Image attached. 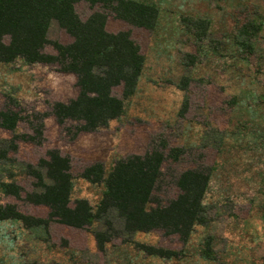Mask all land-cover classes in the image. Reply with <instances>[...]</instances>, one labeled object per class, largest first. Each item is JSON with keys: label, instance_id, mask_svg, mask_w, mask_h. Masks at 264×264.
<instances>
[{"label": "rangeland", "instance_id": "obj_1", "mask_svg": "<svg viewBox=\"0 0 264 264\" xmlns=\"http://www.w3.org/2000/svg\"><path fill=\"white\" fill-rule=\"evenodd\" d=\"M137 1L158 9L152 30L132 27L84 1L75 5L82 20L104 12L106 31L129 32L144 57L123 115L105 129L72 139L66 130L73 123L60 126L49 116L41 144L15 140L13 151L14 135H33L28 116L49 113L53 103L75 98L78 90L75 76L55 65L22 59L0 63V112L9 109L22 117L13 132L0 128V147L6 153L0 155V180L21 189L19 198L0 192V207L13 205L25 216L47 219L46 207L25 200L37 190L27 167L38 169L46 152L56 149L70 159L71 201L86 200L95 211L104 187L82 179L83 169L101 163L107 174L117 160L144 155L151 140L161 137L168 148L184 153L162 165L150 206L175 199L177 176L202 166L210 169L204 198L207 225L194 226L182 243L162 231L127 235L115 214L85 229L57 222L47 230L26 229L19 221H0V264H264V0ZM198 20L208 23L202 40L191 25ZM47 38L62 45L72 42L55 22ZM44 52L54 54L51 45ZM112 94L120 98L121 88ZM184 104L187 109L180 116ZM97 233L109 238L103 252L96 246ZM133 243L179 257L147 256ZM206 249L209 258L203 254Z\"/></svg>", "mask_w": 264, "mask_h": 264}, {"label": "trees", "instance_id": "obj_2", "mask_svg": "<svg viewBox=\"0 0 264 264\" xmlns=\"http://www.w3.org/2000/svg\"><path fill=\"white\" fill-rule=\"evenodd\" d=\"M81 1L90 7L99 6L135 28L152 30L156 25L158 9L137 0H0V63L22 59L27 64L55 65L60 72L75 76L78 90L75 98L53 103L49 113L33 112L28 116L26 120L33 135H14L9 146L13 151L16 150L15 140L41 144L44 123L49 116L60 126L73 123L66 130L72 139L105 129L123 115L125 101L136 90L144 65L139 45L129 32H107L104 12H94L82 20L75 10V5ZM52 22L72 38L70 44L48 40ZM191 23L202 40L208 23L202 20ZM47 45L52 46L53 55L44 52ZM115 88H121L120 98L112 94ZM178 88L185 90L183 86ZM186 109L184 104L179 115ZM21 120L18 112L9 109L0 112L1 129L13 132ZM183 153V149L168 148L158 137L151 140V149L144 155H129L117 160L107 174L101 163L85 167L81 178L104 187L94 211L86 200L71 201L73 184L69 157L56 149L48 150L46 157L38 162V169L27 167L37 190L25 195L29 204L48 209L47 219L25 216L15 206L6 205L0 207V221H19L26 229L47 230L50 222L85 229L95 220H107L115 214L127 235L162 231L186 243L194 226L208 223L204 198L210 183V169L201 166L180 173L175 179L179 192L176 198L164 206H150L162 178V165L167 159L178 161ZM0 155H6L4 148L0 147ZM0 192L19 198L21 189L0 180ZM95 240L97 249L103 252L109 238L97 233ZM133 245L147 256L163 260L179 257L170 250ZM203 254L211 257L209 249Z\"/></svg>", "mask_w": 264, "mask_h": 264}]
</instances>
